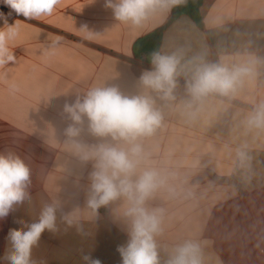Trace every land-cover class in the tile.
I'll return each mask as SVG.
<instances>
[{"label": "crops", "instance_id": "0c3cea01", "mask_svg": "<svg viewBox=\"0 0 264 264\" xmlns=\"http://www.w3.org/2000/svg\"><path fill=\"white\" fill-rule=\"evenodd\" d=\"M199 10L202 28L182 15L164 30L160 52L180 54L185 71L174 101L152 93L163 120L139 141L141 168L156 169L164 179L147 201L150 209L164 210L155 238L159 261L167 264L178 245L194 240L203 264H264V129L245 123L264 102V0H203ZM0 13L8 25L19 21L9 42L16 61L0 67V152H16L31 169L30 198L0 220V258L9 230L22 227L16 221L30 223L45 204L56 202L58 231L42 234L32 250L36 264H85L84 254L121 264L117 247L128 239L125 202L114 201L98 215L87 208L92 164L66 145L64 129L71 121L63 107L93 87L143 93L139 77L152 64L135 57L134 45L164 27L172 10L153 13L140 27L117 22L105 0H60L51 16L39 20L17 15L0 0ZM4 24L0 19V28ZM85 24L91 36L82 31ZM56 36L63 39L53 46ZM254 59V74L235 93H211L186 108L188 69L201 61L231 68ZM84 129L83 143L101 142L87 132L86 120ZM241 146L251 158L243 167L235 151ZM66 213L75 214L73 227L61 221Z\"/></svg>", "mask_w": 264, "mask_h": 264}, {"label": "clouds", "instance_id": "9594fccd", "mask_svg": "<svg viewBox=\"0 0 264 264\" xmlns=\"http://www.w3.org/2000/svg\"><path fill=\"white\" fill-rule=\"evenodd\" d=\"M17 15L27 20H39L51 16L60 0H3ZM184 0H105V7L112 10L113 18L132 27H140L157 11L170 10ZM0 28V67L16 61L9 42L18 35L17 20L8 25L6 18ZM82 31L88 32L87 25ZM63 38L56 36L53 46ZM182 56L178 53H151L150 70L139 77L143 93L125 95L116 86L93 87L83 96H77L74 102L65 103L63 112L71 123L64 129L65 143L78 156L82 163L92 164L89 173V188L86 206L94 215L99 209L114 201L123 200V217L128 222V239L117 247L121 264H160L156 237L162 232L163 209H150L147 201L164 185L161 174L152 168H141L145 160L142 138L154 134L161 126L163 114L156 106V93L160 100L174 101L178 77L185 68L181 65ZM257 60L229 68L221 63L201 61L195 65L191 79L186 80V90L191 101L186 108L201 101L211 93L227 96L235 93L245 78L254 74ZM14 87V86H13ZM195 112L189 115L195 118ZM87 121V132L101 142L86 144L81 141ZM249 129H264V102L259 103L246 118ZM110 138V140H109ZM237 148L236 156L243 167L251 158L244 150ZM31 169L20 155L11 150L0 152V220L6 218L18 206L30 198ZM56 202L43 206L38 218L32 222L18 220L19 229H10L7 240L9 247L0 260L7 264H36L32 259L33 248L39 245L45 231H58ZM61 221L67 227L77 224L74 213L62 214ZM78 230H82L78 228ZM85 264H101L99 259L90 255L82 257ZM167 264H203L202 250L198 242L185 241L178 245Z\"/></svg>", "mask_w": 264, "mask_h": 264}, {"label": "trees", "instance_id": "16d2710c", "mask_svg": "<svg viewBox=\"0 0 264 264\" xmlns=\"http://www.w3.org/2000/svg\"><path fill=\"white\" fill-rule=\"evenodd\" d=\"M203 0H184L177 6L171 8L172 14L168 23L161 28H158L146 35L135 43L134 45V55L138 59H144L146 63H151V53L153 51L160 52V47L162 43V35L166 27L175 21L178 17L182 15L189 16L198 27H203L202 16L200 13V7Z\"/></svg>", "mask_w": 264, "mask_h": 264}]
</instances>
